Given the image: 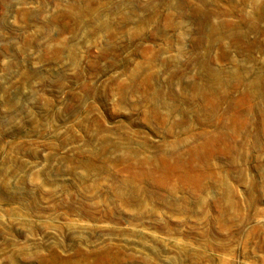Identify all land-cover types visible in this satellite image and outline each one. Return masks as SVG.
<instances>
[{"label": "rangeland", "instance_id": "374dc122", "mask_svg": "<svg viewBox=\"0 0 264 264\" xmlns=\"http://www.w3.org/2000/svg\"><path fill=\"white\" fill-rule=\"evenodd\" d=\"M0 264H264V0H0Z\"/></svg>", "mask_w": 264, "mask_h": 264}]
</instances>
